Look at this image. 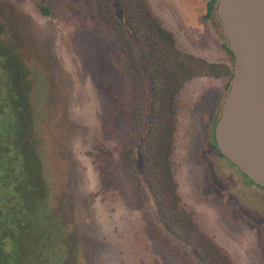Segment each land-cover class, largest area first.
Returning <instances> with one entry per match:
<instances>
[{"label": "rangeland", "instance_id": "1", "mask_svg": "<svg viewBox=\"0 0 264 264\" xmlns=\"http://www.w3.org/2000/svg\"><path fill=\"white\" fill-rule=\"evenodd\" d=\"M149 1L181 51L233 65L216 10L207 15L212 0ZM39 3L0 0V40L2 35L11 42L27 68L33 119L24 137L32 147L28 153L34 152L27 159L33 207L23 213L19 252L13 253L17 264H177L148 234L144 212L131 206L126 182L102 187L99 148L114 151L126 133L123 127H106L103 85L116 78L102 64L115 50H109L103 29L93 22V1L45 0L49 16L39 11ZM114 7L121 18L118 0ZM2 67L0 59L4 73ZM231 83L196 78L180 92L174 175L187 211L233 264H264V189L222 159L213 144ZM141 149L138 144L140 169ZM41 193L45 205L38 200Z\"/></svg>", "mask_w": 264, "mask_h": 264}, {"label": "trees", "instance_id": "2", "mask_svg": "<svg viewBox=\"0 0 264 264\" xmlns=\"http://www.w3.org/2000/svg\"><path fill=\"white\" fill-rule=\"evenodd\" d=\"M92 1L93 22L103 29L109 50H115V54L105 56L107 65L105 61L102 64L116 78L103 85L108 97L106 127L116 131L123 127L126 133L124 139L115 142L114 151L99 148L103 189H112L118 179L126 182L131 206L144 212L148 234L177 264H233L230 255L199 227L184 206L172 161L180 92L196 78L231 82L235 61L232 51L226 47L232 66L210 63L181 51L176 36L154 13L149 0H118L121 18L116 15L114 0ZM218 1L209 2L207 15L216 10ZM38 9L45 16L51 15L45 0H40ZM1 39L0 264H17L19 259L14 254L19 252L23 213L33 207L32 168L27 159L34 152L28 153L32 147L24 140L33 119L25 84L27 68L11 42L3 40L2 35ZM11 59H19L20 64H11ZM119 119V126L113 127ZM12 141L18 143L13 145ZM138 144L144 156L142 169L135 163ZM213 144L225 158L217 149L214 135ZM38 200H44L45 205L42 193Z\"/></svg>", "mask_w": 264, "mask_h": 264}, {"label": "water", "instance_id": "3", "mask_svg": "<svg viewBox=\"0 0 264 264\" xmlns=\"http://www.w3.org/2000/svg\"><path fill=\"white\" fill-rule=\"evenodd\" d=\"M216 13L235 58L214 130L216 146L264 189V0H219Z\"/></svg>", "mask_w": 264, "mask_h": 264}, {"label": "flooded vegetation", "instance_id": "4", "mask_svg": "<svg viewBox=\"0 0 264 264\" xmlns=\"http://www.w3.org/2000/svg\"><path fill=\"white\" fill-rule=\"evenodd\" d=\"M221 159V158H220ZM223 159V158H222ZM227 160V159H226Z\"/></svg>", "mask_w": 264, "mask_h": 264}]
</instances>
